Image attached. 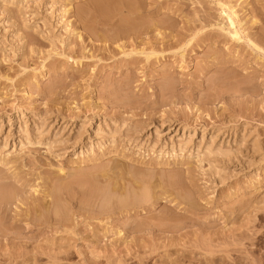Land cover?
<instances>
[{
  "label": "rangeland",
  "instance_id": "374dc122",
  "mask_svg": "<svg viewBox=\"0 0 264 264\" xmlns=\"http://www.w3.org/2000/svg\"><path fill=\"white\" fill-rule=\"evenodd\" d=\"M0 264H264V0H0Z\"/></svg>",
  "mask_w": 264,
  "mask_h": 264
},
{
  "label": "bare ground",
  "instance_id": "6f19581e",
  "mask_svg": "<svg viewBox=\"0 0 264 264\" xmlns=\"http://www.w3.org/2000/svg\"><path fill=\"white\" fill-rule=\"evenodd\" d=\"M255 263H256V261H255Z\"/></svg>",
  "mask_w": 264,
  "mask_h": 264
}]
</instances>
